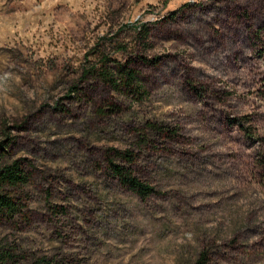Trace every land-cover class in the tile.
<instances>
[{"label": "rangeland", "instance_id": "374dc122", "mask_svg": "<svg viewBox=\"0 0 264 264\" xmlns=\"http://www.w3.org/2000/svg\"><path fill=\"white\" fill-rule=\"evenodd\" d=\"M0 153L8 264H264V0H0Z\"/></svg>", "mask_w": 264, "mask_h": 264}, {"label": "trees", "instance_id": "16d2710c", "mask_svg": "<svg viewBox=\"0 0 264 264\" xmlns=\"http://www.w3.org/2000/svg\"><path fill=\"white\" fill-rule=\"evenodd\" d=\"M147 34V33H145ZM121 72V70H119ZM106 80L116 89L119 88L117 80H114L112 72L104 73ZM127 86H132L137 82V77L133 72L125 74ZM5 150V149H4ZM5 156L0 153V224L4 221H12L21 212L20 202L10 193V189H15L27 183L28 177L21 167L20 161L13 163L3 162ZM115 175L120 183L139 195L141 198L148 197L154 190L147 184L142 183L137 178L131 176L124 169L114 166ZM12 256L6 250H0V264H8Z\"/></svg>", "mask_w": 264, "mask_h": 264}]
</instances>
